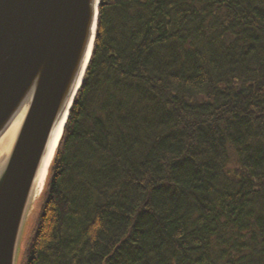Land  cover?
I'll list each match as a JSON object with an SVG mask.
<instances>
[{"label": "trees", "instance_id": "1", "mask_svg": "<svg viewBox=\"0 0 264 264\" xmlns=\"http://www.w3.org/2000/svg\"><path fill=\"white\" fill-rule=\"evenodd\" d=\"M18 264H264V0H100Z\"/></svg>", "mask_w": 264, "mask_h": 264}, {"label": "water", "instance_id": "2", "mask_svg": "<svg viewBox=\"0 0 264 264\" xmlns=\"http://www.w3.org/2000/svg\"><path fill=\"white\" fill-rule=\"evenodd\" d=\"M99 4L0 0V264H17L90 62Z\"/></svg>", "mask_w": 264, "mask_h": 264}, {"label": "rangeland", "instance_id": "3", "mask_svg": "<svg viewBox=\"0 0 264 264\" xmlns=\"http://www.w3.org/2000/svg\"><path fill=\"white\" fill-rule=\"evenodd\" d=\"M45 185H46V182H45ZM45 185H44V188H45ZM44 188L42 191H40L39 195L37 196L36 200H35V203H34V206H33V210L31 212V215L29 216L28 218V221L25 225V229H24V233H23V236H22V241H21V244H20V249H19V253H18V261H17V264L19 263V259H20V255H21V252H22V247L30 233V230L32 229L33 227V224L35 223V220H36V217L40 211V206H41V203H42V200H41V197L43 195V192H44Z\"/></svg>", "mask_w": 264, "mask_h": 264}]
</instances>
